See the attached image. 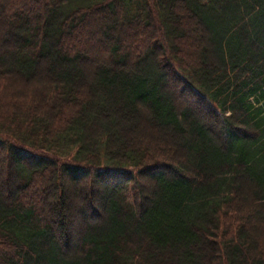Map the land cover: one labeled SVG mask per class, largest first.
<instances>
[{"label":"trees","instance_id":"1","mask_svg":"<svg viewBox=\"0 0 264 264\" xmlns=\"http://www.w3.org/2000/svg\"><path fill=\"white\" fill-rule=\"evenodd\" d=\"M0 264H264V0H0Z\"/></svg>","mask_w":264,"mask_h":264},{"label":"rangeland","instance_id":"2","mask_svg":"<svg viewBox=\"0 0 264 264\" xmlns=\"http://www.w3.org/2000/svg\"><path fill=\"white\" fill-rule=\"evenodd\" d=\"M76 232V231H75ZM75 232H74V234H75Z\"/></svg>","mask_w":264,"mask_h":264}]
</instances>
